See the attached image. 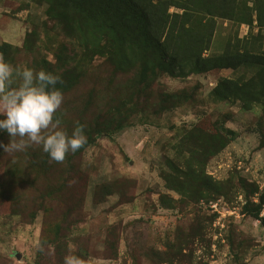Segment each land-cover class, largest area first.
Returning <instances> with one entry per match:
<instances>
[{
  "label": "rangeland",
  "instance_id": "rangeland-1",
  "mask_svg": "<svg viewBox=\"0 0 264 264\" xmlns=\"http://www.w3.org/2000/svg\"><path fill=\"white\" fill-rule=\"evenodd\" d=\"M235 31L218 19L205 55ZM4 40L0 58L61 76L57 130L82 126L87 142L63 162L42 145L0 149V264L70 253L82 264H264V226L246 210L264 192V99L246 109L214 93L247 68L120 69L33 0H0ZM221 133L233 136L224 147Z\"/></svg>",
  "mask_w": 264,
  "mask_h": 264
},
{
  "label": "trees",
  "instance_id": "trees-1",
  "mask_svg": "<svg viewBox=\"0 0 264 264\" xmlns=\"http://www.w3.org/2000/svg\"><path fill=\"white\" fill-rule=\"evenodd\" d=\"M48 5V15L88 50L108 54L120 69L141 64L179 75L217 68H247L251 76L225 78L214 89L221 100H240L246 109L264 99V0H33ZM175 8V11H172ZM218 19L236 31L225 51L206 56ZM250 30L239 36L242 25ZM257 28V32H254ZM12 44L5 41L0 44ZM221 133L222 147L233 136ZM219 151V150H218ZM258 190L253 191V195ZM246 210L264 226V192Z\"/></svg>",
  "mask_w": 264,
  "mask_h": 264
},
{
  "label": "clouds",
  "instance_id": "clouds-1",
  "mask_svg": "<svg viewBox=\"0 0 264 264\" xmlns=\"http://www.w3.org/2000/svg\"><path fill=\"white\" fill-rule=\"evenodd\" d=\"M58 83H62L59 74L13 65L0 58V132L6 131L11 137L10 143L0 142V149L13 153L31 144L42 145L52 160L63 162L69 152H77L86 144L82 126L71 135L57 130L61 121L56 113L64 100ZM64 264H82V260L70 253L64 257Z\"/></svg>",
  "mask_w": 264,
  "mask_h": 264
}]
</instances>
